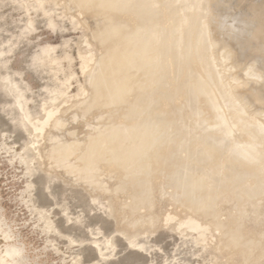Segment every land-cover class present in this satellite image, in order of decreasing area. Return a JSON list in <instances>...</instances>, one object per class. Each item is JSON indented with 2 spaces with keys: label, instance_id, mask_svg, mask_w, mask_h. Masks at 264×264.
Wrapping results in <instances>:
<instances>
[{
  "label": "bare ground",
  "instance_id": "1",
  "mask_svg": "<svg viewBox=\"0 0 264 264\" xmlns=\"http://www.w3.org/2000/svg\"><path fill=\"white\" fill-rule=\"evenodd\" d=\"M230 1L238 5L243 3L244 5L242 11L237 12V17L233 22V24H243L244 28L239 31L234 41L227 40L226 30L214 31L211 29L214 24V16L218 18L221 14L216 3L220 2V4L230 6L232 5ZM259 1L262 3V8L252 5L253 0H214V2L212 1L213 6L209 0H192L191 4L187 0L189 4L185 5H191V10L189 11H182L184 8H181L179 11L173 10L174 12L172 11V13L170 12V7H167L170 10L169 13H172L171 17L173 20L171 19V21L170 14L165 16V8L161 6L160 8L164 12L161 19L163 24H159L158 28H155V25H149L148 23L138 24V21L141 23L140 19H136L137 22L135 21V15L138 13L137 9V11L135 10L136 13L134 12L133 14L134 16L131 15L132 13L129 14V16L134 17L133 21L137 24H132V20L130 19V21L126 17L128 10L130 11L133 6L135 7L138 0H69L71 4L75 5L88 17L98 18V27L92 37L101 45L103 53L99 59L97 57L99 60H97V68L95 69V65L92 68L93 71L89 69L91 71L88 74L91 93L88 101L84 102L85 105L74 108L64 119L55 121L53 125L50 124L54 126L55 132L48 135V143L45 144L47 147H45L44 153L47 154L49 160H52L55 166L57 165L56 167L62 173L61 175L64 174L63 179L67 176L70 181L81 182V187L83 185L86 190L90 187L104 191L113 188L114 191L111 190V192H114V194H116L115 191L122 190V192H117H119L118 194L121 192L123 198H128V196L132 198L131 195L138 197L144 192L150 193L149 196H153H151L153 201L148 203V208H146L147 206L145 207L146 210H149H147L148 216L146 213L143 217L141 215L145 213L141 214V210L138 211V208H143L142 210L144 211V205L142 204L143 206L141 207L139 202L143 203L144 199L147 201L148 197L135 198V196V200L140 199L138 201L134 200L136 203L133 202L132 204L133 199L130 198L132 200L129 199L131 201L130 205L122 204L125 201L120 198L117 202L115 201L114 208L116 218L119 221L122 220L124 222L127 216H133L132 218L136 216L140 220H137L139 224L152 222L154 220L153 217H150L152 212L158 211L156 214L162 213L160 209L163 204L161 205L157 197L158 193H156L159 188L152 183V185L147 184L146 186L148 187L141 186L137 189L135 184L143 180L146 181V177H148L146 175L150 170L153 171L156 168L159 171L165 170L163 164L166 166L168 162H164L168 151L178 150L184 151V153L187 151L192 155V162L190 165L182 163V166L184 165L185 167H181V171L177 172L184 182L189 183L187 186L185 185L186 183H184L185 186L181 184L184 186L181 188L186 190L185 187H187V192L191 194H188L190 195V203L188 202L187 204H190V207L187 208V211L194 214V220H198L195 215L198 214L204 219L211 218L210 222H212V217L216 215V222H213L217 223V220L220 222V219L216 220L217 213L208 209V205H211L213 203L211 201L213 199L216 200L221 192H228V220H226L228 225L225 222L220 223L221 226L224 225L223 227L227 225L228 229L226 228L225 230L226 232L228 230V236H225L222 246L227 252L237 253L240 251L239 253L244 258V262L252 256L254 259V255L255 257L256 255L257 257L264 256V238L258 236L254 230L257 226L263 225L260 227L262 229L264 227V0ZM236 7L239 8L238 6ZM246 8L251 10L247 12ZM133 9L131 10L132 12ZM126 12L127 14L125 15ZM153 13H155L154 10ZM232 14L228 13V18L231 17L232 19ZM167 17H170L169 20ZM167 20L170 24L172 22L170 27L176 26L169 28ZM184 25L188 26L187 30L183 28ZM159 26H164L165 28L163 27V29ZM192 28L198 30L194 37H191L193 36L191 35V33L193 34ZM217 36H219L218 39ZM253 44L259 47L257 48L259 52L247 53L249 48L254 47L256 49L255 46H252ZM84 58L86 59V57ZM89 60L86 62L88 65ZM84 67L87 68L86 66ZM168 79L177 81L173 94H169L166 90ZM210 79H212V82ZM156 82L158 83L156 84ZM258 82L261 83L258 86L256 85V87L255 84H258ZM174 98L178 100L176 101L178 103L177 113H180L179 111L182 109L185 112L179 116L178 120H174L175 124H177H174V128L169 132V128H167L168 130L164 128L165 126L171 127L165 115L167 114L169 102L173 101ZM202 102L209 103L208 105H211L212 108H215V105L218 104L216 107L220 109L218 111L219 114L222 112L225 117L216 116L215 120H208V116L206 118L202 112L203 110H200L202 106H199V104ZM64 103L66 104V102ZM169 105L172 107V103ZM209 107L206 111L209 110ZM210 110L212 111L213 109L210 108ZM170 112L172 113V110ZM214 112H211L212 114L210 115L213 116ZM184 116L193 117L190 128L181 120ZM222 116L224 115L222 114ZM67 117L68 119L77 118V120L73 119L74 123L77 121L78 127L83 130L92 128V125H89L90 120L92 123L94 122L95 128L93 127L90 133L87 130L88 132H85L86 135L89 133L87 136L83 134L87 138V143H84V139L82 142L88 145L84 149L83 143L77 140L79 138L75 139V137L79 136L76 135L74 130H71V127L68 132H63L65 124L68 123L66 121L68 120ZM73 120L70 123H73ZM95 130L96 132H94ZM215 132H221L225 136L228 134L231 136L230 134L232 133L234 135L232 139L235 141L236 138L240 139L241 145L236 149L234 148V150H232V147V151H230L228 143H226L225 145L226 147L228 146L229 151L227 150V154L224 151L225 155H222L224 148H222L223 140L221 139L227 138L228 140V137H219ZM234 140L231 141L232 144ZM250 144L253 146L251 147ZM153 147H155V152L151 155L148 151ZM102 155L106 159L101 157ZM229 155L238 157V161L235 163L240 161L239 158L241 159L240 162L243 163L234 164V169L233 166L231 167L233 163L230 166L228 164V169L227 167L222 168L223 170L227 169V174L232 176L229 179L228 177L223 179L224 181L228 180L227 183L221 180V182H224V185L221 186L219 182V184H216L212 180L216 179L214 174L219 173L218 168L227 164L225 160ZM167 159H169V156ZM99 160H101L100 164L97 163ZM229 160H227L228 163ZM152 161L156 163V166L151 167ZM213 161L216 162V164L214 162V167L209 165ZM162 162L164 163L159 167L158 165H161L160 163ZM253 162L254 165L252 164V167L249 166L246 169L245 164L250 165L248 163ZM51 168L55 167L51 166ZM94 169H97L98 172ZM116 169L123 171L122 175L129 179V182H126L127 184L123 182L120 186L116 178L114 184L119 187L115 190L114 184L111 185L112 187L108 184L111 188H107V182L104 185V179L117 177L118 171L116 172ZM53 172L56 173V170H53ZM220 173L223 175L221 170ZM58 174L60 177V173ZM177 174L174 175L178 176ZM219 175L217 176L220 177ZM204 178H211L212 180L210 181L214 183V186L212 184L209 186L208 182H204ZM76 182H73L72 186ZM155 182H158V180ZM182 193L179 191L180 196L178 193L176 194L182 199L185 194ZM172 194L174 193L172 192ZM176 194L174 195L176 196ZM90 196L93 195L90 194ZM168 197L170 198V196ZM117 198L116 196L115 199L117 200ZM210 202L211 204H209ZM144 203L147 204V202ZM179 204L181 206V203ZM179 204L177 203L176 205L179 206ZM217 208L219 209V207ZM232 211L238 213L240 218H235ZM138 212L140 213L138 214ZM167 213L165 211L161 215L166 217ZM184 214L186 213L184 212ZM170 216L171 214L166 217L168 219L164 217L167 220L165 223L169 222ZM186 216L187 218L189 217L188 213ZM161 219L163 218L161 217ZM161 219H157V223ZM236 219L240 220L237 221ZM129 220L131 219L129 218ZM133 220L135 222L136 219ZM163 221H161L162 224L164 223ZM201 221L203 222L202 219ZM195 222L199 223L200 219L198 221L195 220ZM204 222L206 223V221ZM213 222L212 224H214ZM188 223L190 222L188 221ZM166 224L168 225V223ZM158 227H162L161 224ZM178 228L180 230V227ZM244 234H246V240H240ZM261 234L259 233V235ZM125 235L128 236V234ZM242 250L247 251L242 252ZM242 257L240 260H242ZM0 264H6L1 257Z\"/></svg>",
  "mask_w": 264,
  "mask_h": 264
},
{
  "label": "rangeland",
  "instance_id": "2",
  "mask_svg": "<svg viewBox=\"0 0 264 264\" xmlns=\"http://www.w3.org/2000/svg\"><path fill=\"white\" fill-rule=\"evenodd\" d=\"M154 1L138 0L135 4V7L138 8L133 6V12L131 11L132 8L130 11L128 10V14L127 12L125 13V15H128H126V17L128 20H132V24H135L137 20L140 19L141 23L138 21V24L148 23L149 25H155L154 27L158 28L159 24H163L161 19L164 12L166 13L165 16H169L168 14H170L171 17L175 10L179 11L181 8H184L182 11L191 10V5L187 6L189 4L187 0ZM163 1L165 4H163ZM212 1L214 2V0H209L213 6ZM189 2L191 4L192 0H189ZM230 3H232L230 6L220 4V2L216 3L217 5L215 4L219 7L221 14L218 18L214 16V18H217L218 20L214 19V24L212 26H215L213 28L211 26V29L214 31L226 30L227 33L225 34H227V40L234 41L239 34V31H242L244 27L242 26L243 24H228V13H233L232 16L237 17V12L240 10L242 11L244 5L243 3H239L238 5L237 3H233V1H230ZM252 3V5L256 7L261 6L259 0H253ZM211 5L209 4L210 7ZM153 6H156L157 8ZM161 6L165 9L170 7L169 9H171V11L169 9L165 11L164 9L163 12V9L160 8ZM246 9L247 12L251 10L249 8ZM135 10L138 13H136ZM153 10L155 13H153ZM169 11L173 12L169 13ZM134 12L136 13V22L133 21L134 17L129 16L131 13V15H133ZM169 18L167 17L168 20ZM171 19L173 20L172 17L170 18V21ZM97 21L98 18L88 17V15L83 13L75 5L71 4L69 0H0L1 259L6 264H264V256L257 257L256 255L255 257L254 255V259L252 256L249 258L251 260L248 259L244 262V258L241 253H239L240 251L237 253L227 252L222 246L225 236H228V230L227 232L225 230L226 228L228 229V221H226L228 220V192H221L220 196L216 198L219 202L216 203L217 201L213 199L211 201L213 203L211 204L210 202L209 204L211 205H208V209L217 213L218 218L216 217V220L220 219V222L217 220V223H215L216 215L212 217V220L215 221L213 222L211 220L214 223L212 224V222H210L211 218L204 219L198 214H195L196 218H198V220L200 219V222L198 223L195 222V220L198 221L197 219L194 220V214L187 211V208L190 207V204L187 203H190L189 197L191 194L190 192H187V187H185L186 190L181 187H184L185 185L187 186L189 183L187 184L184 182L177 172H180L182 169L181 167H185L184 165L191 164L192 155L189 152L185 151L186 154L184 151H168L166 161H164L165 163L168 161L166 166L163 164L164 162L160 163L161 165H158L160 167L163 164L165 170L159 171L156 170L157 168L153 171L150 170L149 173L152 174L149 175L148 173L146 175L148 176L146 177L147 179L145 178L146 181L143 180L142 182L135 184L137 189L141 186L148 187L146 186L147 184L152 185L153 183L154 185H157L159 188L156 192L158 193L157 197L161 202V205L163 204L160 212L163 213L166 211L168 212L167 214H171L172 218L170 216V220L174 218L173 220L166 222L168 225L165 221H167L166 219L168 218L166 217L169 215L166 214L165 217V215H161L162 213L156 214L158 211L151 213L150 217H153L154 219H152V222L139 224L138 221L140 220L138 217L136 218V216H134V218H132L133 216L131 217L130 215V217L127 216L128 219L126 218L124 222L122 220L119 221L115 215V201L117 202L121 198V200L124 199L125 201H121L122 204L126 203L127 205H130V202L132 201L131 199H133L131 202L132 204L133 202L136 203L135 201H138L140 198L135 200L134 197L136 195L134 197L131 195V199L129 196L128 198H123V195L121 194L122 190H117L121 191L120 194H118L119 192L117 191H115L116 194H114V192H111V190L114 191L113 188L104 191L90 187L86 190L83 185L82 187L84 189L81 187V182L70 181L66 175L67 178L65 177V181V179H63L64 174L61 175L62 173L56 167L57 165L55 166L52 160H49L47 154L44 153V149L47 147L45 144L48 143V135L55 132L53 129L54 126L51 125L59 119H64L74 110V108L85 105L84 102H87L89 99L91 86L88 74L91 73L90 70H92L95 65V69L97 68V60L103 53L101 45L92 37L98 27ZM171 25L172 22L171 24L169 22V28L176 26L170 27ZM159 27L163 28L164 26ZM183 28L187 30L188 26L184 25ZM169 31L172 32L171 30ZM197 33L198 30L194 28L193 34L191 33L193 36L191 37H194ZM218 38L219 36H217V39ZM84 57H86L87 60ZM88 59H90V66L86 63ZM85 63L86 65L84 66L87 68L83 66ZM211 77L213 76L211 75ZM210 81L212 82V79H210ZM157 83L158 82H156V84ZM260 83L261 82H258L255 86H258ZM176 85L177 81L168 79V84L166 86L167 92L173 94L172 92H174ZM85 88L89 90L87 91ZM176 101H178L177 98H174L173 101L169 102V104L172 103V107L169 104L167 106V114L165 117L170 122L172 128L170 126H165L164 128H169V132H171V129L177 124H175L174 120H178L179 116L185 112V110L182 109L179 111L180 113H177L178 103H176ZM64 102H66V104ZM208 104L209 103L205 102L199 104V106H202L200 110H203L202 112L205 114L206 118L208 116V120H215L217 117H225L224 113L221 112L219 114L218 111H220V109H217L216 107L218 104L215 105V108H212V106ZM208 107L209 110L206 111ZM210 108L213 110L211 111ZM171 110L172 113L170 112ZM209 111L212 113L215 111V114L212 116L210 115L212 113ZM206 112L209 114L207 113V115ZM222 114L224 116H222ZM184 117H182L181 120L190 128L193 117ZM70 119L66 120L68 123L66 122L67 124H65L64 130H67H63V132H68L71 127V130H74L76 135L79 136L75 137V139H80V137H82V140L77 139L78 142L80 141V143H83L82 141L85 140L84 143H87V138H85L83 134H85L87 130L89 133L92 131L94 122L92 123L90 120V123L89 121V125H92V128L90 127L91 130L90 128L83 130L78 127L79 125L77 124V121L74 123L73 119L77 120V118ZM72 120L73 123H70ZM94 132H96V130ZM215 133L222 138L225 136L221 132ZM230 135L231 136H229V134L225 136L228 137V140L227 138H220L223 140L222 148H224L223 150L221 148L222 155L224 154V151L225 154H227L226 152L229 150L232 151L234 148L236 149L241 145L239 142L240 139L236 138L235 141L232 139L234 135L232 133ZM233 140L235 147L232 146L233 144L231 141ZM84 143L83 149L85 146H88ZM226 143H228L227 145L229 147H227L229 150L225 145ZM250 145L251 147L253 146L252 144ZM149 152L153 155L155 147L150 149L148 153ZM168 156L169 159H167ZM101 157L105 158L103 155ZM228 157L225 160L227 164L220 166V168H218L219 173L216 171L218 174H214V176L216 175V179H214L215 181L211 178L203 179L204 182L210 184L209 186H211V184L214 186V183L217 184L218 182L221 186L224 185V182L227 183L228 180L226 179L227 181H224L223 179L227 177L229 179L230 176H232L227 174L228 164L230 166L233 163L231 167L233 166L234 169V164L237 165L243 163L240 162V158V163H235L238 161V157L234 155H229ZM234 158L236 159L234 160ZM227 160H229V163ZM100 161L101 160L97 161V163L100 164ZM214 162L215 161L210 162L209 165L214 167ZM182 163L185 164L182 166ZM248 164L250 165L245 164L246 169H248L247 167L249 166L252 167L254 162ZM45 166H48L47 168L49 171ZM51 166H54L55 168H51ZM152 166H156L154 161H152L151 167ZM226 167L227 169H222ZM97 169L94 170L96 171ZM53 170H56L57 174L60 173V177L59 174L57 175ZM220 170L223 172V175L226 173L224 175L225 177L221 175ZM115 171H118L117 177L115 176L112 179H104V185L107 182V188L112 187L111 185L114 184L116 178L120 186L123 182H129V179L122 175L123 171L120 169H116ZM51 172L53 173L50 174ZM118 176L120 177L119 179ZM239 177H241V175H239ZM208 179L209 181H207ZM157 180L158 182H155ZM221 180L224 182H221ZM182 181L183 183H181ZM73 182L76 183L72 186ZM184 183L186 184L184 185ZM115 186L116 184H114L116 190L119 186ZM179 191L181 193L183 192L182 194L185 193L183 195L184 200L183 197L182 199L178 197ZM172 192L178 194L175 196ZM90 194L94 197L90 196ZM149 194L150 193L144 192V194L138 195V197L141 198L148 197L150 200L149 201L146 198V201L144 199V202H147V204L139 202L141 207L144 205L143 207L145 208L149 205L148 203L153 201V196L151 195V197ZM116 196L118 197L117 200L115 199ZM168 196H170V198ZM138 197L136 196L135 198ZM180 201L185 202L183 204L186 206H183ZM177 203H181V206L180 204L179 206L176 205ZM214 204L218 206H215ZM217 207H219V209ZM146 208H148V206ZM146 208L144 211L142 210L143 208H138V211L141 210V214L143 212L145 213L141 215L143 217L146 213L148 216L149 210L147 209V211ZM140 212H138V214ZM184 212L186 214H184ZM187 213L189 217L191 216L190 218H187ZM232 213L235 218H240L238 213L234 211H232ZM112 217L116 219L114 220ZM161 217L163 219H161ZM129 218L131 220H129ZM132 219H136L135 222L134 220L132 221ZM157 219H161V221L164 220V226L159 220V223L162 226L159 228L158 225L160 226V224L157 223ZM186 219L190 223H188ZM236 220L238 221L240 219ZM204 221H206V223ZM222 222L227 223V225H225V227H223L224 225L221 226ZM212 225L215 226L213 227ZM155 226L157 230L155 229ZM177 226L180 227V230ZM262 226H257L254 230L258 236L264 238V227L263 229L260 228ZM223 228L225 232L222 230ZM259 233L263 234L259 235ZM125 234H128V236ZM222 236H224V238L221 239ZM239 237H241V235H239ZM245 237L246 234H244L240 240H246ZM244 251L246 252L247 250H242V252ZM241 257L242 260H240Z\"/></svg>",
  "mask_w": 264,
  "mask_h": 264
},
{
  "label": "water",
  "instance_id": "3",
  "mask_svg": "<svg viewBox=\"0 0 264 264\" xmlns=\"http://www.w3.org/2000/svg\"><path fill=\"white\" fill-rule=\"evenodd\" d=\"M262 4V3H261ZM257 7H261L262 8V6H257ZM261 10V9H260ZM263 10V9H262ZM260 16V15H259ZM260 18H261V16H260ZM235 19H236V17H232V19H231V17H229L228 18V24H233V22L235 21ZM252 46H255L256 47V49L253 47V48H249L248 50H247V53H254V52H259L258 50H257V48H259L256 44H253Z\"/></svg>",
  "mask_w": 264,
  "mask_h": 264
}]
</instances>
